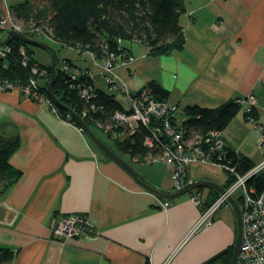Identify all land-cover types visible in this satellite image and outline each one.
<instances>
[{
  "label": "crops",
  "instance_id": "1",
  "mask_svg": "<svg viewBox=\"0 0 264 264\" xmlns=\"http://www.w3.org/2000/svg\"><path fill=\"white\" fill-rule=\"evenodd\" d=\"M21 1L0 0V17ZM182 4L180 50L150 55L143 44L123 41L134 60L115 67L125 84L121 100L126 104L127 95L150 81L168 92L165 101L175 106L173 115L188 104L214 107L252 94L257 120L264 125V0H182ZM7 31L0 29V40ZM43 40L59 52L71 49ZM72 50L74 55L63 58L90 70L94 86L107 90L98 76L103 61ZM33 56L40 64H50L47 53L34 51ZM85 56L88 59H82ZM243 112L219 132V139L256 163L264 141L259 144V131L243 119ZM0 134L20 139L9 157L20 177L0 193V245L16 251L8 264H162L201 208L217 196L218 189L207 188L175 199L153 195L102 156L78 127L16 87L0 88ZM193 139L187 137L185 142L191 144ZM118 154L157 189H173L172 170L165 160ZM187 173L190 181L224 186L227 180L225 172L211 163H193ZM164 200L166 208L161 206ZM222 206L227 209H217L211 225L193 234L169 264H200L233 243L234 217L228 205ZM67 214L84 215L89 226L81 236L54 238L51 225Z\"/></svg>",
  "mask_w": 264,
  "mask_h": 264
},
{
  "label": "trees",
  "instance_id": "2",
  "mask_svg": "<svg viewBox=\"0 0 264 264\" xmlns=\"http://www.w3.org/2000/svg\"><path fill=\"white\" fill-rule=\"evenodd\" d=\"M183 11L182 0H23L9 7L12 20L27 36L40 40L49 39L58 43L61 48L88 52L100 60L109 53L131 54L122 44L123 41L143 44L150 55L169 54L173 50H180L183 35L179 17ZM6 46L9 52L5 57H0V85L6 83L21 89L31 76L30 67L36 64L46 69V74L39 77L37 83L39 92L48 97L45 88L50 77V64L43 65L34 59L33 49L37 47L24 44L16 38H11ZM59 59L58 71L52 85L53 94L80 115L99 138L117 153L130 157L155 158L160 154L158 147L149 149L143 144L145 136L149 135L146 126L138 122L130 134L120 126L115 127L113 113L123 111L126 106L120 96L108 87L107 90L97 88L93 84L94 80H82L81 83L91 85L94 91L87 101L81 99L80 89L74 85L75 81L71 80L69 71L61 68L64 64L71 69L78 67L67 58ZM23 61L25 65H22ZM146 84L155 100H166L168 92L157 82L150 81ZM50 107L59 118L79 128L78 123L64 110L57 108L51 100ZM240 109L236 98L214 107L188 104L172 116V122L183 129L184 140L187 137L196 138L193 142L198 141L212 161H229L236 171L244 173L254 164L248 157L237 154L228 146H223L221 151H211L204 143L211 131L221 132ZM242 116L245 121H249V117L257 119L255 109L249 113L243 112ZM155 122L152 117L148 126H153ZM84 136L99 152L90 139L85 134ZM19 145L18 135L6 137L0 134V193L20 177L21 172L9 164V157ZM218 155H221L220 159L217 158ZM225 174L227 180L224 187H227L233 183L234 178L227 172ZM253 184L259 191L264 185V173ZM215 198L216 196L206 206ZM236 201L240 202V198H236ZM231 253L232 244L200 264H228ZM15 255V250L0 245V264H8Z\"/></svg>",
  "mask_w": 264,
  "mask_h": 264
},
{
  "label": "built area",
  "instance_id": "3",
  "mask_svg": "<svg viewBox=\"0 0 264 264\" xmlns=\"http://www.w3.org/2000/svg\"><path fill=\"white\" fill-rule=\"evenodd\" d=\"M0 29H14L20 31L19 26L12 20L10 14H4L0 17ZM9 52L8 46L0 49V57H5ZM134 56L129 53L113 54L109 53L100 65L98 76L107 85L110 91L117 96L125 92V84L119 80L115 71L116 66H127L133 62ZM25 61L22 65H25ZM68 70L70 78L78 86L79 97L87 101L93 95L91 85L81 83L82 80L92 81L94 76L91 71L80 68H69L64 64L61 67ZM46 74V69L36 64L30 67V78L25 86L20 90L22 94L33 101H43L50 106V100L39 92L38 78ZM2 90L14 88L10 84L0 85ZM17 88V87H16ZM127 103L123 111H115L113 120L115 127L124 128L127 134L135 130L139 122L149 129V135L144 138L143 144L150 148L158 147L160 154L156 158L165 160L172 170L171 178L173 189L182 187L189 182L188 168L193 163H211L218 166L224 172L229 173L234 178L233 183L225 187L224 191L216 196L214 201L206 207H202L199 216L194 221L190 229L184 235L183 239L172 250L170 255L162 264H169L176 251L196 232L208 227L212 223L213 215L222 205H227V199L239 192L240 212H241V241L239 244L237 262L240 264H264V185L258 191L253 182L257 177L264 173V149L261 153V159L254 163L244 173L236 171L235 166L229 161L215 162L209 158L207 151L193 142L188 144L183 138V129L172 122V116L175 112V106L169 105L166 101L155 100L150 94L147 84H143L137 91L127 95ZM236 102L243 106L245 113H249L256 107V98L249 94L245 97H237ZM55 112V110L52 108ZM156 122L149 127L151 118ZM259 131V144L264 141V125L249 117ZM81 131V129L79 128ZM211 151H221L223 145L219 139L218 131H211L204 139ZM221 155L217 158L220 159ZM163 208L168 206V201L164 200L161 204ZM89 222L82 214H67L59 220H55L51 225V233L54 238H69L81 236Z\"/></svg>",
  "mask_w": 264,
  "mask_h": 264
},
{
  "label": "water",
  "instance_id": "4",
  "mask_svg": "<svg viewBox=\"0 0 264 264\" xmlns=\"http://www.w3.org/2000/svg\"><path fill=\"white\" fill-rule=\"evenodd\" d=\"M11 38H16L24 44H29L39 49L44 50L50 57V77L48 83L45 88L46 95L52 101V103L59 109L64 110L68 116L73 118L79 125L82 133H84L90 141L95 145V147L99 150V152L106 157L107 159L113 161L117 164L123 171H125L135 183H137L142 188L151 192L153 195L161 198V199H175L181 195L191 192L196 188H207L213 191H216L217 194H220L224 191L225 187L222 185H218L209 180H194L185 183L182 187L177 189H172L171 191H163L157 189L155 186L151 185L149 182L143 179V177L132 167V165L122 158L116 151H114L107 143H105L101 138H99L87 125V123L83 120V118L78 115L75 111H73L68 106L64 105L52 92V85L56 78V72L58 71V63L59 56L57 52L46 42L40 39H35L30 36H27L22 31H17L14 29H9L7 31L6 38L0 40V46H6ZM227 205L229 206L235 224V232L234 239L232 243V253L231 257L228 261V264H237L238 250L239 244L241 241V212L239 205L235 198L229 197L227 199Z\"/></svg>",
  "mask_w": 264,
  "mask_h": 264
},
{
  "label": "rangeland",
  "instance_id": "5",
  "mask_svg": "<svg viewBox=\"0 0 264 264\" xmlns=\"http://www.w3.org/2000/svg\"><path fill=\"white\" fill-rule=\"evenodd\" d=\"M44 42H46L48 45H50L56 52H57V54L59 55L60 54V56H61V58H63L64 56H72V55H74V51L72 50V49H67V50H60V52L58 51V48L57 47H55V46H53V44H50V43H48V41H45L44 40ZM124 43H126V44H130L131 42H129V41H124ZM35 52H37V53H45L46 54V52L44 51V50H42V49H39V48H34L33 49ZM66 51V52H65ZM82 59H88V56H85V57H83ZM132 63V62H131ZM91 65V64H90ZM93 65V64H92ZM92 65H91V67H92ZM94 67V66H93ZM95 68V67H94ZM96 69V68H95ZM242 109H243V106H241V109L239 110V112L241 113V111H242ZM179 115V114H178ZM178 120H179V118H178ZM252 124V123H251ZM253 125H254V123H253ZM234 198L236 199V198H238V196H239V192H236L234 195ZM238 204H240V202H237ZM221 209H227L225 206H221ZM229 209V208H228ZM237 264H240L239 262H237Z\"/></svg>",
  "mask_w": 264,
  "mask_h": 264
},
{
  "label": "bare ground",
  "instance_id": "6",
  "mask_svg": "<svg viewBox=\"0 0 264 264\" xmlns=\"http://www.w3.org/2000/svg\"><path fill=\"white\" fill-rule=\"evenodd\" d=\"M105 142V141H104Z\"/></svg>",
  "mask_w": 264,
  "mask_h": 264
}]
</instances>
